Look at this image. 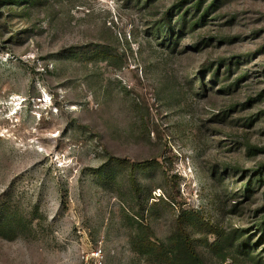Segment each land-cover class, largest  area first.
<instances>
[{"label": "rangeland", "instance_id": "1", "mask_svg": "<svg viewBox=\"0 0 264 264\" xmlns=\"http://www.w3.org/2000/svg\"><path fill=\"white\" fill-rule=\"evenodd\" d=\"M3 1L0 264L264 263V0Z\"/></svg>", "mask_w": 264, "mask_h": 264}, {"label": "trees", "instance_id": "2", "mask_svg": "<svg viewBox=\"0 0 264 264\" xmlns=\"http://www.w3.org/2000/svg\"><path fill=\"white\" fill-rule=\"evenodd\" d=\"M3 2L15 6L20 3L19 0H4ZM7 229L8 227L0 221V237L10 239L17 234L15 230L11 234V231ZM207 246L212 249L220 247V244L217 242L212 245L207 244ZM133 247L139 255L146 257L150 264H206L185 229H180L178 235L165 243H155L149 238L140 240L135 238ZM259 263L264 264L262 261Z\"/></svg>", "mask_w": 264, "mask_h": 264}]
</instances>
